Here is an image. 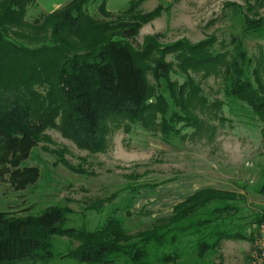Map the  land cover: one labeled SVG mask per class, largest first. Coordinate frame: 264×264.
<instances>
[{"label": "trees", "instance_id": "obj_1", "mask_svg": "<svg viewBox=\"0 0 264 264\" xmlns=\"http://www.w3.org/2000/svg\"><path fill=\"white\" fill-rule=\"evenodd\" d=\"M143 1L131 0L114 13L106 0H69L29 22L33 0H0V172H9L15 188L37 180L38 169L21 163L49 140L48 128L95 152L121 124L137 123L165 141L213 134L215 126L200 115L217 119L226 103L231 114L256 118L264 130L262 57H249L237 39L230 54L212 50V40L162 44L148 35L135 45L141 26L160 13V7L139 11ZM94 2L101 17L87 11ZM243 30L264 38V19L245 15ZM173 72L183 81L172 80ZM199 73L221 79L224 103L206 99L192 76ZM185 127L194 130L181 133ZM56 153L67 168L83 172ZM251 192L264 195V183ZM245 200L234 190L201 188L134 233L118 207L93 229L73 226L71 209L61 205L38 214L0 211V264H222L212 259L222 240L253 241L235 223L238 202ZM132 201L133 195L127 217ZM261 222L264 209L248 224Z\"/></svg>", "mask_w": 264, "mask_h": 264}, {"label": "rangeland", "instance_id": "obj_2", "mask_svg": "<svg viewBox=\"0 0 264 264\" xmlns=\"http://www.w3.org/2000/svg\"><path fill=\"white\" fill-rule=\"evenodd\" d=\"M97 4L87 5V11L101 17ZM155 7H160V13L141 26L135 45L148 35H157L162 44L212 40V50L230 54L235 40H241L249 57H262L260 76L264 86V38L243 30L245 15L264 19V0H145L137 9L148 12ZM42 14L30 6L25 19L30 22ZM166 59L173 60L170 55ZM170 76L179 83L184 79L175 72ZM192 76L209 102L224 103L221 79L203 78L201 73ZM149 80L153 83L152 78ZM218 116L212 119L200 115L215 126L213 134L177 136L168 141L137 123L121 124L110 128L104 147L95 152L77 147L57 129L48 128L45 133L49 140L38 142L21 163L38 169L34 183L17 189L9 172H0V211L38 214L47 206L61 205L71 209L68 216L73 226L93 229L118 207L116 214L126 217L125 226L134 233L153 219L169 215L175 203L195 190L212 187L244 195L246 200L238 202L235 223L252 235L248 221L253 213L264 209L263 204L249 200L251 190L264 183L263 124L256 118L231 114L226 103ZM193 130L185 127L181 133L190 135ZM57 151L83 172L67 168L59 161ZM152 184L156 186H144ZM132 195L129 210L133 215L127 217L124 209ZM255 252L253 241L224 239L212 259L222 264H253Z\"/></svg>", "mask_w": 264, "mask_h": 264}, {"label": "crops", "instance_id": "obj_3", "mask_svg": "<svg viewBox=\"0 0 264 264\" xmlns=\"http://www.w3.org/2000/svg\"><path fill=\"white\" fill-rule=\"evenodd\" d=\"M33 1L34 3L30 4L27 7V9L30 8V6H35V9L38 10V12L45 14L52 12L53 10L61 7L69 0H33ZM129 1L131 0H106L105 6L106 9L110 12H118L125 9ZM263 196L264 195L262 194L253 193L251 194V197H249L250 198L249 200L264 205V201H261Z\"/></svg>", "mask_w": 264, "mask_h": 264}, {"label": "built area", "instance_id": "obj_4", "mask_svg": "<svg viewBox=\"0 0 264 264\" xmlns=\"http://www.w3.org/2000/svg\"><path fill=\"white\" fill-rule=\"evenodd\" d=\"M251 231L256 247L255 261L253 264H264V222L252 224Z\"/></svg>", "mask_w": 264, "mask_h": 264}]
</instances>
